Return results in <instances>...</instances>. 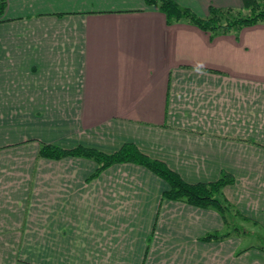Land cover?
Here are the masks:
<instances>
[{
    "label": "crops",
    "instance_id": "obj_1",
    "mask_svg": "<svg viewBox=\"0 0 264 264\" xmlns=\"http://www.w3.org/2000/svg\"><path fill=\"white\" fill-rule=\"evenodd\" d=\"M202 17L243 0H174ZM0 17V264H264L202 240L214 209L163 198L147 168L48 159L41 143H134L264 225V23L212 35L146 0H6Z\"/></svg>",
    "mask_w": 264,
    "mask_h": 264
},
{
    "label": "trees",
    "instance_id": "obj_2",
    "mask_svg": "<svg viewBox=\"0 0 264 264\" xmlns=\"http://www.w3.org/2000/svg\"><path fill=\"white\" fill-rule=\"evenodd\" d=\"M146 2L149 5L157 6L166 15L169 24L187 21L212 35H226L239 32L245 27L264 23V0H243L242 8L212 6L206 17L199 16L193 10L181 6L174 0H146ZM6 8V0H0V17L4 15ZM39 155L43 158L57 160L66 157L91 159L97 163L98 167L90 179L96 178L116 164L141 165L168 183V189L163 193L165 199L184 202L200 208L214 209L220 213L226 227H230L234 217H240L244 221L256 225L259 223L242 214L225 196V187L234 184L236 180L234 175L229 172L224 171L216 181L190 183L165 162L143 153L134 143H126L113 153H106L86 146L67 149L54 144L41 143ZM233 230H238V228H233ZM230 236V232L214 231L206 234L202 240H225ZM257 247L264 250V244Z\"/></svg>",
    "mask_w": 264,
    "mask_h": 264
},
{
    "label": "rangeland",
    "instance_id": "obj_3",
    "mask_svg": "<svg viewBox=\"0 0 264 264\" xmlns=\"http://www.w3.org/2000/svg\"><path fill=\"white\" fill-rule=\"evenodd\" d=\"M233 228H238V230H233ZM218 232H230L231 236L229 238L233 240H244V246H258L264 244V225L261 223L256 225L252 222L244 221L240 217H234V221L230 227L224 226L223 229ZM19 264L27 263L19 261Z\"/></svg>",
    "mask_w": 264,
    "mask_h": 264
}]
</instances>
